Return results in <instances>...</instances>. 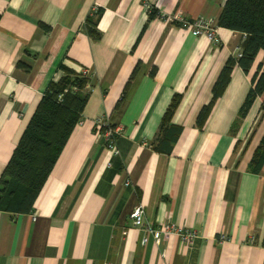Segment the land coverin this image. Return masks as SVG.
I'll use <instances>...</instances> for the list:
<instances>
[{
  "label": "crops",
  "instance_id": "crops-1",
  "mask_svg": "<svg viewBox=\"0 0 264 264\" xmlns=\"http://www.w3.org/2000/svg\"><path fill=\"white\" fill-rule=\"evenodd\" d=\"M226 1L0 0V178L49 84L64 68L92 77L83 119L33 212L0 211V264H264V167L251 172L262 99L240 115L264 51L248 74L234 67L200 129L244 35L219 27L216 44L168 20L218 21ZM95 8L98 39L86 30ZM176 96L170 125L181 133L165 153L157 135ZM100 118L121 129L118 155L96 128ZM138 206L148 223L194 228L199 239L192 248L178 238L156 244L133 226Z\"/></svg>",
  "mask_w": 264,
  "mask_h": 264
},
{
  "label": "trees",
  "instance_id": "trees-1",
  "mask_svg": "<svg viewBox=\"0 0 264 264\" xmlns=\"http://www.w3.org/2000/svg\"><path fill=\"white\" fill-rule=\"evenodd\" d=\"M101 15L102 10H98L96 18H90L87 22L86 30L95 39L100 37L97 27ZM157 15L158 12L153 11L152 17ZM218 25L244 35L242 55L230 59L226 64L215 86L212 103L198 118L200 129L205 125L213 103L221 97L228 86L234 67L239 65L248 74L259 53L264 51V0H227L218 19ZM18 68L27 66L20 62ZM64 71L65 74L60 80L49 84L20 144L0 178V211L15 215L33 212L39 194L75 128L83 119L89 99V93L84 90L90 85L92 77L78 75L67 68H64ZM258 97L263 101L264 110V64L259 66L252 79V88L241 108V117L246 115ZM179 99V96L175 97L157 135L159 142L157 150L165 153L171 152L173 143L181 133V129L170 125ZM124 100L125 95L116 109V114L121 113ZM103 132L104 130H101V133ZM263 167L264 137L253 157L251 172L260 174Z\"/></svg>",
  "mask_w": 264,
  "mask_h": 264
},
{
  "label": "built area",
  "instance_id": "built-area-1",
  "mask_svg": "<svg viewBox=\"0 0 264 264\" xmlns=\"http://www.w3.org/2000/svg\"><path fill=\"white\" fill-rule=\"evenodd\" d=\"M144 8L150 10L148 2L144 3ZM98 8H95L92 15L98 12ZM173 23H178L180 28L190 32L195 37L205 36L212 42L219 44L221 38L218 34V21L213 18L200 17L195 20H188L179 15L173 16L168 19ZM242 53L239 54L238 58L241 57ZM87 76H91L89 71H85ZM110 121L105 118H100L95 121L96 128L98 131L104 130L102 133L108 148L115 154L118 155L119 151L116 147L117 138L121 135V129L118 127H111ZM131 181H128L126 185H130ZM133 226L139 230L144 231L146 234L151 235L155 240L156 244L161 245L164 240L171 238H178L180 243L186 248H192L196 241L199 239V234L194 228L179 227L172 222H165L159 226H154L146 221V212L143 206H138L131 214ZM228 239L227 235H220L219 242H225ZM254 242V239L251 240Z\"/></svg>",
  "mask_w": 264,
  "mask_h": 264
}]
</instances>
